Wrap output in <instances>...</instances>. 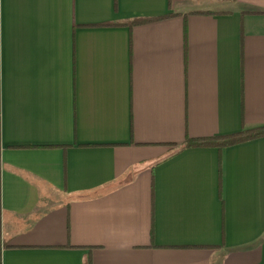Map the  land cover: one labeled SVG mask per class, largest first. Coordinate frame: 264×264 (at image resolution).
<instances>
[{
    "label": "crops",
    "instance_id": "1",
    "mask_svg": "<svg viewBox=\"0 0 264 264\" xmlns=\"http://www.w3.org/2000/svg\"><path fill=\"white\" fill-rule=\"evenodd\" d=\"M264 0H0V264H264Z\"/></svg>",
    "mask_w": 264,
    "mask_h": 264
},
{
    "label": "trees",
    "instance_id": "2",
    "mask_svg": "<svg viewBox=\"0 0 264 264\" xmlns=\"http://www.w3.org/2000/svg\"><path fill=\"white\" fill-rule=\"evenodd\" d=\"M260 138H264V128L256 129L253 131H244L239 134L223 138L189 139L185 144L179 147L176 154H179L184 150L194 148H216L219 150H223L225 148H229Z\"/></svg>",
    "mask_w": 264,
    "mask_h": 264
}]
</instances>
